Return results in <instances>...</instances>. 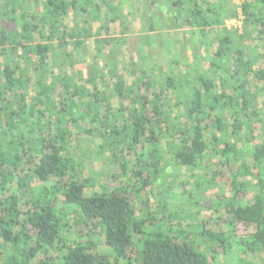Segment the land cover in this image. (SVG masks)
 <instances>
[{
    "label": "trees",
    "instance_id": "1",
    "mask_svg": "<svg viewBox=\"0 0 264 264\" xmlns=\"http://www.w3.org/2000/svg\"><path fill=\"white\" fill-rule=\"evenodd\" d=\"M174 1L0 0V264H214L234 242L264 259V0ZM153 8L189 29L164 72Z\"/></svg>",
    "mask_w": 264,
    "mask_h": 264
},
{
    "label": "rangeland",
    "instance_id": "2",
    "mask_svg": "<svg viewBox=\"0 0 264 264\" xmlns=\"http://www.w3.org/2000/svg\"><path fill=\"white\" fill-rule=\"evenodd\" d=\"M124 1L127 2V0H124ZM172 1L173 0H162L167 12L170 11V7L172 6L171 5ZM234 1L235 0H233V2ZM135 3L138 6L137 1ZM135 3H134V1H130V0L127 2V4L129 5L127 7V11H129L131 14H134V15L137 13ZM166 17H167L166 19L164 17L161 18L160 15H157V14H155V17H154L155 20H156V27L158 28V30H160L161 26L163 28V31L162 30L159 31V33L157 35L158 38H159V41H161V44L163 46L162 45H160V46L158 45L156 47V49H157L156 53L159 56H161V59H160L161 62H158V66H159V69L162 72L167 70L168 65H169L168 62L172 59L171 57L167 58V59H166V57H163V55H165L164 50H169L170 49L171 50L170 52L172 53V56L174 58L177 46H178V50H179V48L181 49V46L183 45V42H184L182 40V38H183L182 31H179V30L168 31V30H166V29L169 28V24H170L168 21H166L167 19L170 20V17L169 16H166ZM226 26L229 27V30L235 28V26H232L230 24V22L228 24L226 22ZM167 39L171 40V41H169L170 43H166V41H168ZM151 43H152V41H151ZM252 46H254V43H253ZM163 47H164V50H163ZM84 52H85V54H87L84 57H89V58H91L92 56H94L96 54L95 41L94 40H91L88 43V45H87L86 49L84 50ZM186 55L188 56V52H186ZM80 62H82V59H81ZM81 65L82 64L77 65L76 66V70H79ZM164 69H166V70H164ZM83 70L84 69L81 67V69L79 71H81V73H83L84 72ZM263 102H264V100H259L258 101V106L256 108H258L261 111V115L264 118V103ZM262 139H264V136H262ZM257 141H259V139H254V144ZM99 142H100V144L102 143L101 141H99ZM96 146H99V145L96 143ZM96 146L95 147L94 146H89V147L86 146L85 149H87V151L91 150L92 152L100 150L99 147L96 148ZM105 160H106V158H105ZM100 161H101V158L98 159V161H96V163H98ZM89 166H90V164H89ZM112 170H114V172L118 171V167H114V168H112ZM87 173L88 172H86V174ZM196 174H198V172H194L193 173L192 171H189V170H186V169L185 170L182 169L181 178L186 179V182H189L188 186H192L194 184V181L196 180V177H195ZM245 186L247 188V195L243 199H245L247 201V203H249L250 202L249 200L251 199V196L258 193V188H257L255 179L252 178V177L246 178L245 179ZM158 189L157 188L153 189V191H154V193L160 192V195H161V198H162L163 195H162L161 187H159ZM164 189H165V186H164ZM207 193L212 197L213 200L216 197H219L220 200H218L217 203H220V204H221V202H223V200L225 198L227 199V198H229L231 196V192L226 187L225 179H224L223 183L218 188L210 190ZM199 199H200V202H201L202 205H208L209 206L210 201H208L207 199H204L203 197H201ZM220 208H221V206L218 209H220ZM178 211H179V209H178ZM200 212H201V214H203L202 211H200ZM184 228L186 229V232H188V233L193 235V237H191L190 240H192L194 242V245H196V246L204 245L202 243L203 242L202 236H200V226L198 224H196L195 222L188 223L186 226H184ZM254 230H255L254 226H249V227L239 226L237 228V236H239L241 234H245V233H252V232H254ZM70 232H72L71 229H70ZM228 236L231 237L232 234L229 233ZM205 247H207V248L212 247V242H209V243L205 244ZM231 247L232 248L228 251V254L226 256L222 257L221 259L216 257L215 260H214V264H264V259L261 258V257L249 258V257L241 256L240 255L241 251L239 252V250H238L239 248L237 246V243H235V242L232 243ZM202 250L204 251V247H202ZM98 252L99 253H104V254H107V255L108 254H111V255L113 254V251L111 249L107 250L104 247L101 250H99ZM246 261H249V263H247Z\"/></svg>",
    "mask_w": 264,
    "mask_h": 264
},
{
    "label": "crops",
    "instance_id": "3",
    "mask_svg": "<svg viewBox=\"0 0 264 264\" xmlns=\"http://www.w3.org/2000/svg\"><path fill=\"white\" fill-rule=\"evenodd\" d=\"M132 1H134V3L137 1V0H132ZM181 3H180V5H182V6H184V7H188V8H190V3H189V0H179ZM172 2H175L174 0L172 1ZM171 2V3H172ZM209 2H211L212 4H217L218 2H217V0L216 1H214V0H209ZM162 4H163V2H162ZM135 5H136V3H135ZM223 5L225 6V7H232V9H234V2H233V0H227V2H225V3H223ZM163 7H164V9H165V6L163 5ZM184 9V8H183ZM136 10H137V5H136ZM147 10H150V9H147ZM151 12H153L154 14H156V10H154V8L151 10ZM231 21V20H230ZM227 22H229V21H227ZM174 28L175 27H172V28H168V29H166V30H168V31H172V30H174ZM221 28H225V29H227V30H229V28H227L226 27V22H225V24L223 25V26H221ZM175 30H177V29H175ZM179 31H183V32H187V31H189V29H178ZM195 31H198V30H196V29H194Z\"/></svg>",
    "mask_w": 264,
    "mask_h": 264
},
{
    "label": "built area",
    "instance_id": "4",
    "mask_svg": "<svg viewBox=\"0 0 264 264\" xmlns=\"http://www.w3.org/2000/svg\"><path fill=\"white\" fill-rule=\"evenodd\" d=\"M244 1H245V0H235V1H234V5H235V7L237 8V10H238L239 12H240L241 5L243 4ZM241 21H242V16L239 15L238 19H236V20H231V21H229V22H230V24H231L232 26H235V28L237 29V28H240V27H241ZM229 22H227V24H228ZM226 27H227V26H226ZM227 28H229V27H227ZM235 28H234V29H235Z\"/></svg>",
    "mask_w": 264,
    "mask_h": 264
}]
</instances>
